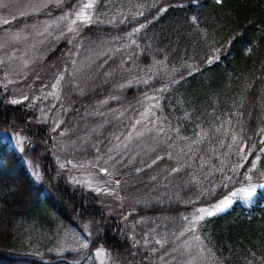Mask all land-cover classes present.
Returning a JSON list of instances; mask_svg holds the SVG:
<instances>
[{
	"label": "trees",
	"instance_id": "16d2710c",
	"mask_svg": "<svg viewBox=\"0 0 264 264\" xmlns=\"http://www.w3.org/2000/svg\"><path fill=\"white\" fill-rule=\"evenodd\" d=\"M96 7L102 22L80 37L107 53L83 77L85 95L71 93L76 107L85 104L76 135L100 149L109 144L99 168L113 172L129 209H103L94 192L52 178L49 125L37 106L12 104L0 89V130L20 131L47 181L36 185L0 138V264H67L73 255L62 262L47 249L58 233L84 224L88 250L104 249L116 264H199L182 246L185 222L232 191L264 185V0H98ZM67 47L61 42L42 67L58 64ZM105 95L114 99L98 106ZM147 109L157 122H139ZM95 110L105 113L88 116ZM132 129L124 149L111 144L127 141ZM195 232L211 264H264V188Z\"/></svg>",
	"mask_w": 264,
	"mask_h": 264
},
{
	"label": "rangeland",
	"instance_id": "374dc122",
	"mask_svg": "<svg viewBox=\"0 0 264 264\" xmlns=\"http://www.w3.org/2000/svg\"><path fill=\"white\" fill-rule=\"evenodd\" d=\"M97 1L79 0L76 8L65 10L62 8L64 0H0V89L9 95V101L12 104L25 103L37 106L40 121L49 125L53 140L50 154L56 166V175L51 177L67 178L70 183L80 185L97 194L103 209L124 214L129 207L119 192L115 175L111 171H102L99 168V162L104 158L102 149L108 151L109 144L100 149L101 142L89 140L83 133L80 136L76 135L78 125L76 117L85 104L79 102V106L76 107L70 97L71 93L76 94L79 99L85 95L86 81L83 77L92 68V63L104 58L107 53L103 49L99 52L87 49L85 40L80 37V33L85 28L102 22L100 20L102 14L96 7ZM87 3L92 4V7L83 9L84 4ZM52 10H60V13L50 15ZM81 10L85 11L88 19L77 20V13ZM5 20L9 22L4 23ZM74 20L75 24H73ZM70 28L73 30L69 31ZM61 42L68 44L61 61L58 64L42 67L45 58ZM106 61L108 60H105L103 64ZM120 71H126L124 68L121 69V64ZM103 97L98 106H105L114 99L108 98V95ZM13 101L16 102L13 103ZM99 112L95 110L88 113V116L95 117L105 113L102 111L98 114ZM119 117L120 113H116V118ZM150 117L158 121L156 113L147 109L139 122ZM135 134L137 132L132 129L127 141H114L111 144H114L117 149H124L128 140ZM0 138L20 157L34 183L45 186L47 181L41 165L26 155V140L20 131L0 130ZM261 185H249L232 191L216 203L199 208L189 222H185L182 230L185 243L183 242L182 246L187 253H192L189 260L194 263L198 261L199 264H211V257L194 242L193 236L197 233L196 229L205 219L226 211L236 200L245 204L249 203L255 190L264 188ZM45 191L47 192L48 189ZM249 192L253 194L249 196ZM225 198H228L230 203L224 211L212 216L205 215L203 220L198 219L200 215H203L200 212L201 209L215 212L216 206L224 207L221 202ZM153 230L154 228L150 232ZM146 238L145 233L140 242L142 249L149 246ZM154 239L156 242L160 241L157 246L161 247L162 240L157 236ZM91 241L89 228L84 224L81 225L80 230L58 233L53 245L50 244L47 251L52 250L51 253L62 262H65L62 258L64 255H73V259L67 264H116L104 249L89 251Z\"/></svg>",
	"mask_w": 264,
	"mask_h": 264
},
{
	"label": "snow or ice",
	"instance_id": "6c2138e0",
	"mask_svg": "<svg viewBox=\"0 0 264 264\" xmlns=\"http://www.w3.org/2000/svg\"><path fill=\"white\" fill-rule=\"evenodd\" d=\"M91 7H92V4L87 3V4H84L83 9H88V8H91ZM83 19H88V17L86 16L85 11L81 10V12L77 13V20H83ZM8 22L9 21H7V20L4 21V23H8ZM75 23H76V21L74 20L73 24H75ZM72 30L73 29H71V28L69 29V31H72ZM15 102L16 101H13V103H15ZM262 151H264V149H262ZM245 159H247V157H245ZM255 167H256V161H252V169H250V171L254 170ZM102 171H106V169H102ZM173 171H179V170L178 169H173ZM261 187H264V185H261ZM252 194H253L252 192L248 193L249 196H251ZM221 203L224 205V207L216 206L215 212L207 211L205 209H201L200 212L203 213V215H200L198 217V219L203 220L205 215L212 216V215H214V214H216L218 212L224 211L225 208L229 205L230 201L228 200V198H225V200L222 201ZM157 243H160V241H157Z\"/></svg>",
	"mask_w": 264,
	"mask_h": 264
}]
</instances>
